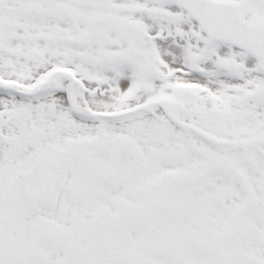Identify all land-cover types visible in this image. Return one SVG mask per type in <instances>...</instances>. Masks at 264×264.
<instances>
[{
	"label": "snow or ice",
	"instance_id": "1",
	"mask_svg": "<svg viewBox=\"0 0 264 264\" xmlns=\"http://www.w3.org/2000/svg\"><path fill=\"white\" fill-rule=\"evenodd\" d=\"M0 264H264V0H0Z\"/></svg>",
	"mask_w": 264,
	"mask_h": 264
}]
</instances>
